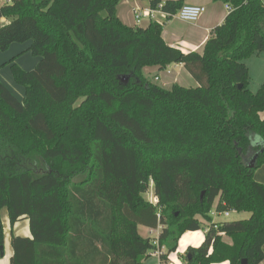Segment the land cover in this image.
Masks as SVG:
<instances>
[{"label": "trees", "instance_id": "16d2710c", "mask_svg": "<svg viewBox=\"0 0 264 264\" xmlns=\"http://www.w3.org/2000/svg\"><path fill=\"white\" fill-rule=\"evenodd\" d=\"M120 1L0 6V51L30 42L40 58L31 71L10 63L21 101L0 81V247L6 209L10 227L26 219L31 234L11 235L10 264H143L157 247L168 264L201 230L183 264H260L264 184L253 174L264 165V81L249 90L244 60L264 52V0H213L231 11L202 55L167 45L158 20L125 26ZM143 1L170 15L182 7ZM170 65L197 87L143 72ZM150 185L159 219L144 198ZM214 209L250 217L214 225ZM138 226H161L157 245Z\"/></svg>", "mask_w": 264, "mask_h": 264}, {"label": "crops", "instance_id": "0c3cea01", "mask_svg": "<svg viewBox=\"0 0 264 264\" xmlns=\"http://www.w3.org/2000/svg\"><path fill=\"white\" fill-rule=\"evenodd\" d=\"M167 1H181L183 5H198L205 7V12L199 17L196 22L188 23L179 20L176 17L163 19L160 14L154 15L155 20L162 22V39L169 46L180 49L183 53H197L202 55L205 43L209 37L210 31L215 27L221 25L226 18L228 12L225 10V5L220 2H214L213 0H161ZM3 5V0H0V6ZM150 9L149 1L143 0H121L116 8V14L119 20L128 27H139L145 29L149 26L151 18L145 13ZM136 14H141L140 21H136ZM8 23V20L0 18V26ZM30 42L14 43L9 46L6 51H0V81L6 86L9 91L21 101L24 98V89L17 85L13 79L10 63L16 64L24 71L33 70L38 62L39 57H34L29 51ZM259 55V54H258ZM257 55V56H258ZM248 68V66H246ZM249 70V68H248ZM144 74L150 78H159V82L163 86H168L172 83L179 84L183 87H193L190 85L192 81L190 75L183 68L182 65H170L165 70H160L158 67H146L143 70ZM258 79L264 81V66H262ZM163 82V83H162ZM254 180L258 183L264 184V165L256 169L253 174ZM5 211V214H3ZM1 222L4 232L3 254L0 255V264H10V258L13 255V251L10 245L11 235L22 238H31L29 231V224L26 219H22L15 223L13 227L6 229L5 224H9L8 214L6 209L1 211ZM144 230L148 231V234H154L152 239H155L159 231L154 229L156 233H150L152 229H148L142 226ZM137 228V231H138ZM9 231V232H8ZM198 232H196L197 234ZM8 234V235H7ZM140 235V233L138 232ZM195 235V234H193ZM141 236V235H140ZM142 237V236H141ZM146 239V237H142ZM194 242L187 244L188 247H195L198 243H201L204 239V235L200 234L195 237ZM181 240V239H180ZM179 247L174 255L170 256L169 264H181L179 263L180 253L184 252L187 248ZM162 253L165 254V248H162ZM155 258V257H151ZM156 259L155 264H160V260ZM179 261V262H178Z\"/></svg>", "mask_w": 264, "mask_h": 264}, {"label": "rangeland", "instance_id": "374dc122", "mask_svg": "<svg viewBox=\"0 0 264 264\" xmlns=\"http://www.w3.org/2000/svg\"><path fill=\"white\" fill-rule=\"evenodd\" d=\"M244 63L246 66H248L249 68V90L252 93H256L259 89V87L261 86V84L263 83V80H260L261 78L258 79V75H260L262 66H264V52L260 53L258 56L257 55H253L250 58L244 60ZM192 81H190V85H192L194 88L197 87V84L195 83V81L193 79H191ZM159 82V81H158ZM163 83V82H162ZM161 84V83H160ZM81 177H78L75 179V181H79ZM152 185L149 186L147 192L144 195V198L149 201L151 199V197L153 196L152 193ZM5 214V211L4 213ZM250 217V214L248 213H236L234 211H229V216H224V215H219V216H215L214 218H212V221L215 223H232V222H237V221H242V220H247ZM2 218V217H1ZM204 228H209V223L204 222ZM6 225V229H9V224H5ZM9 232V231H8ZM138 232L140 233V235L142 237H146V238H152L154 234H148L147 230H144L143 228L139 227L138 228ZM205 230H201L199 231L197 234L195 233H186L180 240V247H184L187 244L194 242V240L196 239L195 237L197 235H201L203 236L205 234ZM195 234V235H193ZM8 235V234H7ZM226 240V238H224ZM200 243H198L196 246H198ZM187 248V246L185 247ZM183 256V255H181ZM183 258V257H182ZM180 261V262H179ZM179 263L183 264L182 259L179 257ZM156 263V259L155 258H148L146 261H144L143 264H155ZM170 263V261H169Z\"/></svg>", "mask_w": 264, "mask_h": 264}, {"label": "built area", "instance_id": "2783aa9c", "mask_svg": "<svg viewBox=\"0 0 264 264\" xmlns=\"http://www.w3.org/2000/svg\"><path fill=\"white\" fill-rule=\"evenodd\" d=\"M11 0H3V4H10ZM225 10L229 13L231 11V8L228 5H225ZM205 12V7L203 6H198V5H183L176 14L174 15H170L169 13L166 12H162L161 11V5L158 6V8L156 10H152L149 9L145 14L147 16H149L152 20H155L154 15L156 14H160L161 17L163 19H167V18H173L176 17L179 20L183 21V22H188V23H192V22H196L199 17ZM142 17L141 14H136V21L139 22L140 18ZM151 20V21H152ZM159 78L155 77V81H158ZM151 205H153L154 207H156L157 210V218H160V210L161 208L158 207V199L155 198L154 196L151 197V199L148 201ZM219 215H224V216H229V211H224V212H217L215 209L212 210V212L210 213V216L212 218H214L215 216H219ZM215 222H213L214 224ZM215 225V224H214ZM214 228H216V226H214ZM154 229H152L150 231V233H156L155 231H153ZM162 230L161 226H158L157 228V232L159 231V234ZM159 234H157L156 238L154 239V244L157 245V241H158V237ZM222 235V234H220ZM162 248L157 247L156 250L152 251L150 253V257H155L158 258L160 260V256L163 255L162 253ZM186 252V250L182 253H180V255H184ZM170 263H173V261H170ZM169 264V263H168ZM260 264H264V260L260 263Z\"/></svg>", "mask_w": 264, "mask_h": 264}, {"label": "water", "instance_id": "95a60500", "mask_svg": "<svg viewBox=\"0 0 264 264\" xmlns=\"http://www.w3.org/2000/svg\"><path fill=\"white\" fill-rule=\"evenodd\" d=\"M125 81H127V80H125ZM256 158H257V155H255L253 157V159L250 161L249 168L254 167V163H255ZM2 254H3V247H0V255H2Z\"/></svg>", "mask_w": 264, "mask_h": 264}]
</instances>
